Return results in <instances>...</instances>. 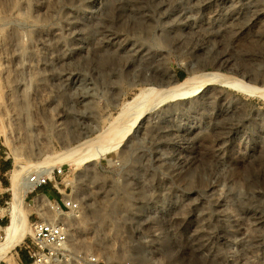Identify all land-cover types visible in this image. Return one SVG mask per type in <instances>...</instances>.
<instances>
[{"label": "rangeland", "instance_id": "rangeland-1", "mask_svg": "<svg viewBox=\"0 0 264 264\" xmlns=\"http://www.w3.org/2000/svg\"><path fill=\"white\" fill-rule=\"evenodd\" d=\"M263 28L264 0H0L2 238L13 170L95 148L162 75L215 71L264 89L252 41ZM121 137L95 160L55 166L82 203L76 249L94 264H264V96L214 83ZM53 184L26 196L29 216ZM21 244L2 261L28 264Z\"/></svg>", "mask_w": 264, "mask_h": 264}, {"label": "bare ground", "instance_id": "bare-ground-1", "mask_svg": "<svg viewBox=\"0 0 264 264\" xmlns=\"http://www.w3.org/2000/svg\"><path fill=\"white\" fill-rule=\"evenodd\" d=\"M254 13L257 12L255 11ZM246 18L249 19L247 16ZM246 18H245V22L247 23ZM261 34L264 35V31ZM245 36L247 38L246 37L243 38L244 40H242L241 45L243 46L245 45L246 47L248 46L249 43L248 42L249 35L245 34ZM252 41L256 43L262 42L264 46V36L263 38L261 37V40H257V41H255L252 38ZM197 77L198 76L191 75L183 80H178L173 74L171 77L162 75L161 78L162 81H164L163 83L161 84L158 83L159 85L157 86L154 85L142 89L132 100L127 102L124 108V110L127 111L128 113V114L126 113L128 117L127 122L125 120V125H127V127L125 125L116 126L117 125L116 123H118L116 121L114 123L115 126L113 125L111 129H108L101 134L102 136L101 143L98 144L95 148L87 149L79 153H75V147L69 148L68 146L67 150L70 154L69 157H66L65 159H58L57 161L54 162L53 161L45 162L38 160L33 164H29L27 168L20 166L18 169L13 170L11 176V186H10V190L13 193V201L11 204L9 223L4 227L5 236L4 238L0 239V261H2L4 258L9 256L11 251L15 249L17 246H19L23 242V240L27 237V235L31 233V228H30L31 220L29 218L30 209H28L29 203H27L26 201V196L33 187V184L29 182V178L32 172L36 171L40 174L42 173L51 174L55 166L60 162L63 163L70 160L71 164L74 163L77 165L80 163H85V162L87 163L92 160H95L96 156L100 155L103 152L112 150L117 146H119L120 144V142H117L115 144H109L108 141H110L114 137L115 138H120L121 136L124 137L125 132L130 131L131 127L136 123L138 124L142 123L149 116L151 111L156 109L157 106H160L162 104L171 101H176L179 99H186L190 96L196 95L202 92L203 90H205L209 85H212L214 83H220L226 87H232L245 94L259 93L262 96H264V89H261L254 85H250L249 83L244 82L240 79L227 77L222 73H218L215 71L207 72V73L205 72L204 74L199 76L200 79L199 81L196 80ZM128 123H130L129 124L130 126H128ZM110 134H112V137H109ZM130 203L131 202L126 199L124 202L122 201L121 205L122 207L124 206L127 208ZM103 219L104 217L102 218V220Z\"/></svg>", "mask_w": 264, "mask_h": 264}, {"label": "built area", "instance_id": "built-area-1", "mask_svg": "<svg viewBox=\"0 0 264 264\" xmlns=\"http://www.w3.org/2000/svg\"><path fill=\"white\" fill-rule=\"evenodd\" d=\"M6 153L3 144L0 143V159ZM66 169L63 165L54 168L51 174L31 173L29 182L33 184L29 194L54 182L57 195L51 197L49 193H37L30 204L35 215L31 221V233L29 238H25L21 245L26 253L28 264H72L78 261L98 263V258L93 254H88L83 250L76 249L72 240L73 226L70 219H80L82 213V203L77 197L67 194L69 186L65 185L64 191L60 189L59 179L64 176ZM44 194L47 203L37 201L36 196ZM5 203H8L5 201ZM1 207V206H0ZM43 212V213H41ZM0 218V239H2V222ZM17 264H25L18 255ZM0 264H8L0 261Z\"/></svg>", "mask_w": 264, "mask_h": 264}, {"label": "trees", "instance_id": "trees-1", "mask_svg": "<svg viewBox=\"0 0 264 264\" xmlns=\"http://www.w3.org/2000/svg\"><path fill=\"white\" fill-rule=\"evenodd\" d=\"M7 167H9V165H8V164L6 165V168H7Z\"/></svg>", "mask_w": 264, "mask_h": 264}, {"label": "crops", "instance_id": "crops-1", "mask_svg": "<svg viewBox=\"0 0 264 264\" xmlns=\"http://www.w3.org/2000/svg\"><path fill=\"white\" fill-rule=\"evenodd\" d=\"M25 259L27 260V257Z\"/></svg>", "mask_w": 264, "mask_h": 264}]
</instances>
